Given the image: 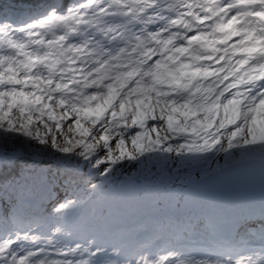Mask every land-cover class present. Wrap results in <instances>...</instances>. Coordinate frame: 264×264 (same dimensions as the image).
Wrapping results in <instances>:
<instances>
[{
	"label": "snow or ice",
	"instance_id": "1",
	"mask_svg": "<svg viewBox=\"0 0 264 264\" xmlns=\"http://www.w3.org/2000/svg\"><path fill=\"white\" fill-rule=\"evenodd\" d=\"M0 264H264V0H0Z\"/></svg>",
	"mask_w": 264,
	"mask_h": 264
},
{
	"label": "trees",
	"instance_id": "2",
	"mask_svg": "<svg viewBox=\"0 0 264 264\" xmlns=\"http://www.w3.org/2000/svg\"><path fill=\"white\" fill-rule=\"evenodd\" d=\"M119 216V232H123L127 226L131 227L134 231L151 229L154 235L161 232L160 222L148 207L137 209L134 204L130 202L122 206Z\"/></svg>",
	"mask_w": 264,
	"mask_h": 264
},
{
	"label": "rangeland",
	"instance_id": "3",
	"mask_svg": "<svg viewBox=\"0 0 264 264\" xmlns=\"http://www.w3.org/2000/svg\"><path fill=\"white\" fill-rule=\"evenodd\" d=\"M149 167H150V165H149ZM145 237H147V235H145V234H140V235L136 236L132 233H129L126 236H124L123 238H119V235H118V237L116 239L119 242H121L126 248H129L133 251H137L136 247H134V244L140 245L143 242L141 240L145 239ZM161 250H162V242L158 241V242L154 243L152 246H150L146 252L155 254V253L160 252Z\"/></svg>",
	"mask_w": 264,
	"mask_h": 264
}]
</instances>
